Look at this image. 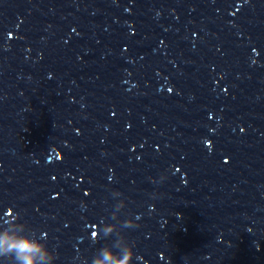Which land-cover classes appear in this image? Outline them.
Returning <instances> with one entry per match:
<instances>
[{"label": "clouds", "instance_id": "1", "mask_svg": "<svg viewBox=\"0 0 264 264\" xmlns=\"http://www.w3.org/2000/svg\"><path fill=\"white\" fill-rule=\"evenodd\" d=\"M112 195L120 197L122 193L116 191ZM125 207L126 203L123 199L115 204L111 219L116 222L105 223L102 231L104 238L114 236L115 239L111 244H106L98 250L92 264H133L136 257L135 242L127 238L124 229L139 227L140 217L129 213L127 219L120 220L119 214ZM92 238L94 240L100 238L98 231L95 237L92 235ZM0 257L10 259L12 264H54L57 254L49 249L46 242H42L26 222H22L19 233H9L5 229L0 235Z\"/></svg>", "mask_w": 264, "mask_h": 264}]
</instances>
